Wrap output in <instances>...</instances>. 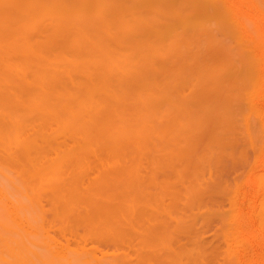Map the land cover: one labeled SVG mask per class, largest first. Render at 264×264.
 <instances>
[{"label":"bare ground","instance_id":"bare-ground-1","mask_svg":"<svg viewBox=\"0 0 264 264\" xmlns=\"http://www.w3.org/2000/svg\"><path fill=\"white\" fill-rule=\"evenodd\" d=\"M0 264H264V0H0Z\"/></svg>","mask_w":264,"mask_h":264}]
</instances>
